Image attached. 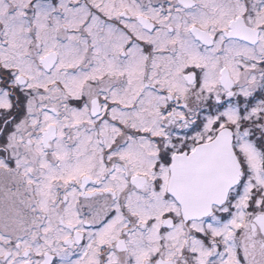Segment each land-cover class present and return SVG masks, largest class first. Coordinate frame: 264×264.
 I'll use <instances>...</instances> for the list:
<instances>
[{
	"label": "snow or ice",
	"instance_id": "snow-or-ice-1",
	"mask_svg": "<svg viewBox=\"0 0 264 264\" xmlns=\"http://www.w3.org/2000/svg\"><path fill=\"white\" fill-rule=\"evenodd\" d=\"M0 264H264V0H0Z\"/></svg>",
	"mask_w": 264,
	"mask_h": 264
}]
</instances>
